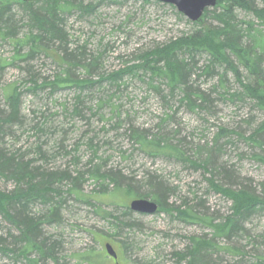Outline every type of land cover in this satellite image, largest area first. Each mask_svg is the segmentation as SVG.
<instances>
[{"label": "rangeland", "instance_id": "rangeland-1", "mask_svg": "<svg viewBox=\"0 0 264 264\" xmlns=\"http://www.w3.org/2000/svg\"><path fill=\"white\" fill-rule=\"evenodd\" d=\"M82 2L85 5L92 3L95 8L92 14L75 10L66 15L71 47L79 45L93 52H102V64L107 74L119 72L130 65L137 66L136 60L141 53L168 44L191 33L193 29H205L216 23L210 15L214 8L208 9L210 14L201 26H195L174 6L156 0ZM238 15L239 20L250 21L257 36L259 34V37L264 38V25L252 13L239 10ZM13 52L11 42L0 40V58H11ZM199 61L203 66L206 63L205 56L200 57ZM31 65L32 74L40 75V84L45 78L48 82L53 81L62 71L44 57ZM0 75V91L4 86L17 83L23 92L20 105L23 125L14 129L16 138H9L7 146L21 148L22 153H27L26 159L30 160L37 158L33 149L37 144L40 145L47 159H41L35 163L36 166L47 167L50 171L68 168L70 171H86L92 161V165L98 164L102 171L117 170L135 181H143L148 175L161 176L176 192L169 197L168 204L179 207L186 203L187 206L181 210L195 206L193 212L196 215L214 217L220 222L232 213V202L210 185L208 180L211 176L167 155L151 156L131 137V130H146L149 135L158 134V131L160 134L169 133L174 143L180 141L184 146L194 148L211 142L221 128L226 131V138L230 139L220 141L221 145L229 142L224 147L220 164L233 172V188L249 187L259 191L264 184V163L254 158L255 145L239 138V134L245 138L249 136L251 130L264 120V112L250 101L215 103L220 97L219 92L224 89H216L213 99L217 108L214 114H206L190 112L186 106L170 102L169 98H166L167 101L162 100L133 74L124 77L119 92L107 85L105 89H109V92L104 97L87 92L80 94L74 87L56 91L47 87L32 93L25 89L26 85H30L26 83L29 76L23 71L9 67ZM78 75L85 76L83 72ZM143 79L148 81L147 78ZM217 79L203 76L197 85L201 89L214 91L213 85L217 84ZM226 86L236 90L233 76H229ZM161 88L167 96L165 86ZM108 97L112 98L110 104L115 106L117 112L111 113L109 105L99 110L98 114L96 106L100 98L108 100ZM79 102L89 109L88 112H82L83 118L71 112ZM43 118L50 121L48 127H52L47 135L33 129ZM19 137V142H16ZM227 182L224 180L223 184ZM126 185L132 184L125 182L123 190L115 191L110 181L94 180L85 175L79 187L84 195L90 197V203L79 202L67 187L60 222L41 227L42 235L57 244L55 257L58 262L45 259L40 264H114L113 259L107 256L105 245L115 239L125 243L118 254L122 264H187L186 261L179 262L175 254L183 251L194 236L213 238L214 231L209 227L191 221L183 222L175 217L176 214L145 215L131 211V201L145 198L128 193ZM14 188L15 183L0 180V189L11 192ZM32 211L36 216L47 212L41 204H36ZM117 221H129L135 228L130 231L126 228L117 230L114 226ZM245 228L246 234L240 235V238L231 241L220 237L214 239L217 244L216 259L229 262L233 261L234 255H238L245 256L251 262L259 259V264H264V211L251 218ZM17 232L10 222L0 216L1 237L9 241V235H16ZM232 249H238L239 252ZM37 257L36 252L30 255L32 259ZM0 264L27 262L22 258L14 260L12 256L7 257L0 252Z\"/></svg>", "mask_w": 264, "mask_h": 264}, {"label": "trees", "instance_id": "trees-1", "mask_svg": "<svg viewBox=\"0 0 264 264\" xmlns=\"http://www.w3.org/2000/svg\"><path fill=\"white\" fill-rule=\"evenodd\" d=\"M94 8V4L85 5L82 0H0V40L4 43L11 42L14 46L11 58H0V74L9 67L23 71L29 76L26 83L30 87L26 85L25 89L32 93L47 87L54 91L74 87L80 94L87 92L101 97L109 92V89H105L107 85L119 92L124 77L133 74L162 100L169 98L170 102L184 105L190 112L214 114L217 106L214 105L213 95L219 88L224 90L218 91L220 97L215 103L250 101L264 112V38L259 37V34L257 36L250 21L239 20L237 13L239 10L252 13L264 25V0H217L213 14L207 10L199 21L193 23L195 26H201L210 14L216 22L214 25L205 29H193L191 33L168 44L141 53L136 60L137 66L130 65L111 74L104 70L102 52H93L79 45L71 47L70 36L66 30L67 14L75 10L81 11L82 14H92ZM204 56L206 63L201 66L199 58ZM40 57L50 60L62 69L53 81L48 82L45 78L40 84V75L32 74L31 63ZM21 65L24 67L21 68ZM76 72H83L85 76L81 77ZM230 75L237 85L236 90L226 86ZM203 76L218 78L217 84L213 85L214 91L201 89L197 85ZM1 77L2 75L0 80ZM163 85L167 96L161 88ZM22 96L23 92L17 83L4 86L0 91V180L15 183L11 192L0 189V216L18 231L16 235H9V241L8 238L0 236V252L4 256H12L14 260L25 259L27 264H40L45 259H52L57 263V244L42 235L41 227L60 222V213L65 205L63 196L67 187L77 196L79 202L90 203V197L84 195L79 187L84 182L85 175H88L94 180L110 181L115 191L123 190L125 182L130 183L132 185H126L125 190L137 198L154 201L158 205L157 214H176L175 217L183 222L203 224L214 231L212 239L206 236L192 237L189 245L175 254L179 262L259 264L261 260L251 262L245 256L234 255L230 263L216 259L215 256V238H226L230 241L240 238V235L246 234V223L264 211V184L260 188L261 191L249 187L234 189L233 172L220 164L224 147L229 144L227 141L224 145L220 144L227 135H224V129L219 128L211 142L194 148L184 146L180 141L174 143L169 133L160 134L158 131V134L149 135L146 130H131V137L151 156L167 155L181 163L187 162L192 169L203 170L211 176L208 180L210 185L232 202V213L217 222L214 217L196 215L193 212L196 210L195 206L181 210L187 206L186 203L179 207L168 204L169 197L176 192L161 176L148 175L143 181H135L117 170L102 171L98 164L92 165V161L86 171H70L69 168L50 171L47 167L36 166L35 163L41 159H47L40 145L37 144L33 149L37 158L30 160L26 159L27 153H22L21 148L7 146L9 138H16L14 129L23 125L24 118L20 109ZM108 98H100V106H96L97 113L109 105L111 113L117 112L115 106L110 104L112 98ZM80 104L71 112L83 118L82 112H88L89 109ZM101 118L103 119V116ZM45 120L43 118V121H38L33 127L35 132L48 134L52 127H48L50 121ZM239 138L255 145L254 158L264 163V120L251 130L247 138L243 134H239ZM17 139L16 142H19L20 137ZM228 139L230 138L225 140ZM224 180L229 182L223 184ZM216 181L222 184H217ZM36 204H41L47 212L36 216L32 211ZM114 226L120 231L122 228L129 231L135 228L129 221H117ZM111 244L118 254L121 252L120 248L125 245L116 239ZM232 250L239 252L238 249ZM32 252H36L38 257L30 258Z\"/></svg>", "mask_w": 264, "mask_h": 264}, {"label": "water", "instance_id": "water-1", "mask_svg": "<svg viewBox=\"0 0 264 264\" xmlns=\"http://www.w3.org/2000/svg\"><path fill=\"white\" fill-rule=\"evenodd\" d=\"M164 4H170L174 6L179 13L184 15L192 23L199 21L206 10L215 8L217 0H156ZM130 210L140 214H152L155 215L158 211V205L149 199H135L130 203ZM105 251L109 258L118 262V255L110 243L105 245Z\"/></svg>", "mask_w": 264, "mask_h": 264}, {"label": "flooded vegetation", "instance_id": "flooded-vegetation-1", "mask_svg": "<svg viewBox=\"0 0 264 264\" xmlns=\"http://www.w3.org/2000/svg\"><path fill=\"white\" fill-rule=\"evenodd\" d=\"M114 261V260H113ZM115 263L114 264H116V261H114ZM120 263V262H119Z\"/></svg>", "mask_w": 264, "mask_h": 264}, {"label": "bare ground", "instance_id": "bare-ground-1", "mask_svg": "<svg viewBox=\"0 0 264 264\" xmlns=\"http://www.w3.org/2000/svg\"><path fill=\"white\" fill-rule=\"evenodd\" d=\"M238 13V12H237Z\"/></svg>", "mask_w": 264, "mask_h": 264}]
</instances>
